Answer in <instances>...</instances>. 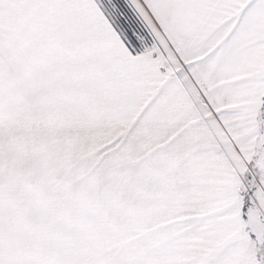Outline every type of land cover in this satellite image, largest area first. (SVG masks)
Returning a JSON list of instances; mask_svg holds the SVG:
<instances>
[{
  "label": "snow or ice",
  "instance_id": "snow-or-ice-1",
  "mask_svg": "<svg viewBox=\"0 0 264 264\" xmlns=\"http://www.w3.org/2000/svg\"><path fill=\"white\" fill-rule=\"evenodd\" d=\"M0 264H264V0H0Z\"/></svg>",
  "mask_w": 264,
  "mask_h": 264
}]
</instances>
